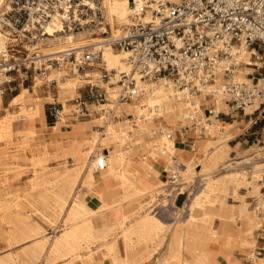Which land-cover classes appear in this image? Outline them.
I'll list each match as a JSON object with an SVG mask.
<instances>
[{"label": "bare ground", "instance_id": "obj_1", "mask_svg": "<svg viewBox=\"0 0 264 264\" xmlns=\"http://www.w3.org/2000/svg\"><path fill=\"white\" fill-rule=\"evenodd\" d=\"M85 1V3L95 8L96 3ZM100 1L101 9L105 16L104 24L109 26L108 31L113 36L121 35L124 26L130 23V16L135 10L133 0ZM139 1L140 0H134L136 4H138ZM3 3L4 0H0V8L3 6ZM46 29L53 37L49 38L47 41L45 46L49 48L45 49L44 53L51 56H57L59 52L63 51L64 48L69 45H76L82 48L98 43L100 39V41L103 39L102 36L99 38L101 33H94L96 30L101 32L99 28H93L94 31L89 28L79 33L68 32L56 35L55 32L61 29V24L55 20L49 23ZM9 39L7 33L3 31L0 25V49L6 45ZM255 52L260 57L258 51L256 50ZM235 54H237L239 60L247 61L246 63L250 65L253 64V62L250 61L251 51L245 45L241 46ZM126 58L127 53L124 51L116 52L112 48H105L103 50L102 60L106 68L110 71L126 70L128 68ZM262 63L263 62L257 60L254 65L256 64L261 67ZM56 65H49L48 71L39 78V81L45 80L48 82L56 80L58 90L60 91L56 99H61L66 108L65 98L73 93L76 86L78 84H87L93 80H89V76L84 74L75 76L72 73L73 77L68 78V81L64 82L62 79L69 75V70ZM253 72V68L247 67L246 70H239L236 73V78L250 82L251 78H247L246 75ZM93 73L94 71L92 70L91 72H87L88 75H92ZM0 75L3 76L2 73H0ZM261 84H263V80H261ZM141 85L146 90L144 97L137 102L124 103L122 105L126 113H132L134 115L133 120L125 118L123 121L112 122L107 126L104 132L96 130L90 137L84 138V143L78 139L79 134L73 132L74 137L71 139L72 143L69 146L67 155L76 159L77 163L73 166H67L62 173H56L53 179L43 180V182L50 181V183L53 184V194L51 195L49 193H39L35 195L34 191L37 189V186L41 184L40 182L38 183L37 178L36 183L30 187L31 191L25 196H22V199L27 201L30 208H32L28 216L23 214V208L19 202L9 203L4 201L0 204V210L3 211V216L0 219V236L7 242L8 247L7 250L0 253V264H102L104 259H109V264L140 263L144 260L141 257L143 249L145 250L144 247L155 241H158V244L162 245L165 238L164 232L170 227V224L163 222L154 214V209L147 211L152 205L146 207L143 212H139V215H136L133 209L128 210L125 208L127 202L141 198L153 191H157L156 193L159 196L164 195V197H167L169 195V193L163 189L168 183L163 184V182L158 180L159 172L154 168L153 161L165 164L164 167H166L168 171H173V173L174 171L179 172L180 175L178 176H180V178L184 176V180L186 179L187 181L196 177H202V180L205 181L204 184H206L205 188L208 189V191H202L194 198L190 197V203H187L186 206H184V204L182 205L184 206L183 212L187 211L189 213L188 218L183 222H178L173 228L171 236L168 235L170 236L168 253L165 254L166 256L161 262L159 261L160 264H168L169 259L172 258V261L174 258L177 261L181 260L182 264H191L183 257V251L184 249L193 250L188 244V242L191 243L190 240L193 237L196 239L204 238L203 236L193 233V228L198 226L196 224V214L198 213L197 215L202 217L200 218V223L206 225L212 217L211 213L206 210L210 205L211 194L216 190H220L222 185L227 182H231L236 188H241L245 182L246 171L242 168L224 172L220 177L212 178L210 177L212 172H209L211 169L210 162L202 169L205 173H201L202 170L196 171L190 161L185 158H180V154L183 153L184 150L177 148L175 146L176 140L169 138L167 133L163 136H159L160 142L166 145L168 151L177 152V160L174 162L171 156L169 159H164V162H162L161 159L163 157L156 153L157 148L155 146L158 142L151 139L153 138L151 133L154 132L153 128L156 125L155 119L159 122L168 124L172 129L171 132L175 134L174 130L176 128L179 129L183 127L185 123L190 122L191 113L194 111L196 113L198 111H204L201 105L205 99L203 98L202 100L200 97L192 96L187 90L175 89L174 85L169 80H162L158 83L144 81ZM22 89V92L15 96L10 104V108L18 106V110L10 111L8 110L9 108H6L8 112L0 121L1 141L2 138L4 139V137H7L8 139V136L10 137L11 134L16 132V130L12 129L14 123L19 121L32 122L36 118L43 117L42 103L37 101L28 103V90L24 87ZM208 102L209 101H206V103ZM214 103L215 115L211 116V119L218 118L216 114L225 110L226 107L228 108L225 100L220 97L216 98ZM1 106L2 96L0 91V108ZM64 107L61 115L57 119L58 122L55 124V127L58 129H62L66 124V122H64ZM257 107L258 103L247 107L246 113L254 111ZM158 129H163V131H165V128H163L161 124H159ZM229 130V123L219 119H213L211 121V134L208 135L210 137L198 138V140L195 141L194 151L198 149L203 150L205 152L203 160L214 156L218 157L224 164L228 161L226 150L229 149L230 145L228 142L232 139V137L228 136ZM18 132L25 134L26 137L38 135V131L34 128L23 129ZM145 134H148L150 138L147 139L144 136ZM126 139H129V141L131 140L135 148L133 147L132 149L130 146L124 148L123 146L126 144ZM98 142L105 146L102 149L109 150V154L106 156L108 159H103L102 152L97 153V158L95 160L93 158L91 159L94 150L90 149L89 145L92 144L93 146ZM112 146L114 147L113 149ZM134 149H137L138 153L133 154V157L130 158ZM141 151H143L142 153L144 155L146 153L150 154L152 159H150V161L146 160V158L142 161L136 159L134 156L137 154L139 155ZM163 151L165 150H162V152ZM137 160L139 161L137 162ZM252 163L253 166L250 168L251 171L259 173L264 170V158L255 159V157L232 162L224 165V168L232 164L234 166H240L242 164ZM98 171L100 172L98 173ZM138 174L140 176H138ZM188 174H191V176L185 178ZM82 175L84 181L91 186L98 180L103 179L108 188L107 193H112L116 189L110 188L109 185L118 182V186L122 188L123 192L116 198L117 201L115 202L104 201L103 195H96L100 203L97 207H91L85 199L86 195H79V190H76V185L80 178H82ZM260 175L259 173L258 176ZM144 180H149L150 183L154 185V189L146 186ZM186 182L184 181L182 184ZM159 183L162 184L158 185ZM171 184L174 185L173 182H171ZM49 198H54L55 204L50 205L48 203ZM182 206H177L176 209L179 210ZM49 207L50 211L48 212L46 209ZM108 213H113L116 216L115 222H110L108 220ZM40 215L48 218L47 221L53 223L54 226L55 218L52 217L61 215V221H59L62 225L61 232L59 234L46 232V228L33 218V216ZM102 216H106L105 221L102 219ZM4 224L8 225L7 228L3 227ZM217 231H221V229H217ZM228 238L230 239L231 235H229ZM120 240L124 244L123 254L120 253ZM205 243L207 246L212 244L207 240ZM20 247H23L24 250L19 253L13 252V248ZM140 247H143V249ZM103 248H105V251L102 252V258L97 261L96 254L98 251H102ZM204 257H207L206 252L198 257L197 261H206ZM258 264H260L259 261Z\"/></svg>", "mask_w": 264, "mask_h": 264}, {"label": "built area", "instance_id": "obj_2", "mask_svg": "<svg viewBox=\"0 0 264 264\" xmlns=\"http://www.w3.org/2000/svg\"><path fill=\"white\" fill-rule=\"evenodd\" d=\"M72 2L10 0L11 6L0 15V23L12 33H20L32 47L23 52L18 47L21 39L17 35L0 49V73L7 77L6 83H13L17 76L27 80L33 76L32 68L43 73L51 61L69 65L74 75H81L99 62L105 48H112L127 53L128 68H103L97 81L87 83L84 93L73 99L70 115L75 119L100 115L106 124L116 121L124 103L137 102L145 95L142 82L162 80L171 81L174 87L187 90L190 95L221 97L233 111L245 112L258 103L252 113L258 111L257 119H264V78L254 76L250 82L237 79L243 62L235 54L245 45L251 49V57L264 60V0H140L138 4L133 0L131 21L119 36L111 35L104 24L101 4L95 8L87 3L76 4L74 8ZM53 20L61 24L57 33L92 26L101 29L103 39L82 48L69 45L58 56L45 55L37 44L51 36L46 26ZM260 48L261 57L255 52ZM84 75L90 76L86 72ZM62 110L63 106L60 109L53 104L52 114L56 118ZM208 113L197 124L202 135L211 134L210 118L215 113L213 109H208ZM168 137L176 139L172 132ZM170 178L174 184L179 176L174 172Z\"/></svg>", "mask_w": 264, "mask_h": 264}, {"label": "rangeland", "instance_id": "obj_3", "mask_svg": "<svg viewBox=\"0 0 264 264\" xmlns=\"http://www.w3.org/2000/svg\"><path fill=\"white\" fill-rule=\"evenodd\" d=\"M87 1H92V2L94 1L96 4L98 3L99 5L101 4L100 0H87ZM85 2H86L85 0H73L72 3L74 8H76V4L82 5ZM10 6H11L10 0H4L3 6H1L0 8V10H2L0 11V15L3 13V11L9 9ZM55 21L59 22L58 20ZM1 26L3 31H5L8 37L10 38L7 41V43L13 42L15 36L19 35L21 39L19 41L20 43L19 42L16 43H19L18 47L23 52L26 51V48L30 49L32 47L31 46L32 44L29 43V41L26 38L22 37L20 33L14 34L8 31V29H6L5 27H3V25ZM89 28H91V30L94 31V29H92V26L86 27V29ZM82 31L81 30L76 31V33ZM94 33L100 34L101 32L96 30L94 31ZM55 34L60 35V34H65V32H60V33L56 32ZM101 36L102 34L99 35V38H101ZM51 37L53 36L48 37V39L46 40H41V42L37 44V48L40 50L41 53L45 54L44 50L49 48L45 45L47 44V41ZM66 48H64V50ZM114 50L116 52L121 51L117 49ZM257 51L261 57L263 54L262 53L263 48H260ZM257 60L259 62H263L261 67L258 65L260 67L259 70H257L256 66H254V63ZM241 61L243 62V64L239 67L238 71L246 70L247 67L254 69L253 74H251L250 76L246 75L247 78H252L254 76L260 79L264 78V60L257 59L255 58V56L252 57L250 56V61L253 62L252 65H247L246 63L247 61L246 62L243 60ZM55 63H56L55 61H51L48 62L47 64L49 65L57 64L56 66H60L62 68L69 70V75L65 76L62 79V81L67 82L68 78L73 77L72 70L69 65H61ZM103 68H106V66L101 57L99 62L94 67L88 68L86 71H84V73L91 72V70L94 71V73L90 75L88 79L93 80L95 82L97 81L99 75H101ZM47 69H44L43 73H45ZM30 72L32 73L33 76H30L27 80L22 81L17 76L16 80L10 84L5 82L6 79L4 74L3 76L0 75V91L3 99L2 107L0 109V118L4 117L7 114L8 110L10 111L18 110V106H14L12 108H9L8 110L6 108L9 107L10 100L15 95L22 92L23 90L22 88L24 86L34 93V94L32 93L33 95H30L28 92V99H29L28 103H33L36 101L44 103L43 109H44L46 124L48 123V126H51V124L55 125L56 121H58L57 120L58 118H56L52 114L53 104H55L56 107L60 109L64 105V102L61 99L54 98L58 96V91H59L57 87V81L53 80L50 83H48L45 80L39 81V78L42 76L41 75L42 73L34 72L33 68L31 69ZM255 81H257V79ZM86 85L87 84L85 83L78 84L74 89L73 93L71 95L69 94L65 98L66 99L65 103L67 107L66 108L64 107L65 110L64 122H66V124L62 127L64 132H61L62 129L57 130L58 132L62 133L59 134L62 136L61 138H56L54 137V135H49V133L53 131L49 127L44 129L45 131L44 133L38 132V135L32 137L29 136L26 137L25 134L17 132L18 126H21L24 123V121H22V122H16L14 123V126H12V129L16 130L15 133L11 134L10 137L8 136V139L7 137H4V139L2 138V141L0 140V201H1L0 204H2V202L4 201L9 203L19 202V204L23 208L22 209L23 214L28 216V213L32 211V208H30L29 203L27 201L22 199V196H25L28 192L31 191L30 187L36 183L37 178H38V183L40 182L41 184L38 185L37 189L34 191L35 195L39 193H49L50 195L53 194V188H52L53 184H51L50 181L43 182V180L53 179L56 173L58 174L62 173V171L65 168H67V166L69 165L73 166L75 163H77L76 159L71 158L69 155H67L72 140L68 139V137L65 136L69 134L70 129H72L73 123L87 122L86 124L89 126V128L86 131L79 134L78 137V139L84 143V138L90 137L93 134V132L96 130L100 132H104L107 126L112 122L123 121L125 118L133 120L134 115L132 113H126L123 107H122L121 117L118 120L111 121L108 124L104 123V120L100 117V115H94L93 117L84 118V119H75L72 115H70L71 110L74 108L73 99L76 98L81 92L84 93L86 89L85 88ZM33 86H35V88ZM175 89L183 90L176 87ZM49 91L54 95V97L47 99L46 95H48ZM111 95L112 93H110L109 98L113 97V95L112 96ZM192 96L200 97L202 98V100L203 98L205 99L201 105L202 110L204 111L203 112L198 111L197 113L194 111L193 113H191L192 116L189 123H185L183 127L179 129L176 128L174 130L175 132L174 135L176 137L175 146L179 149L184 150V152L180 154V158L191 159L194 157V155L197 152L196 158L191 162L193 164V167H195L196 171H200L203 169L204 166H206L210 162L209 164L211 169L209 170V172H212L210 174V177L212 178H218L224 172L234 171L242 168H244V171L246 172H245V182L241 188H236L231 182H227L222 185L220 190H216L213 194H211L210 203H209L210 205L206 208V210H208L211 213L212 217L210 218L209 222L206 225L200 223L201 220L200 218L202 217L197 215L198 213L197 214L195 213L197 216L196 224L198 226L193 228V233L203 236L204 238L196 239L193 237L190 240L191 243L188 242L189 246L192 247L193 252L191 250L184 249L183 257L186 258V260L191 264H203V263L204 264H224V263L225 264H255V263L258 264V261L260 262V264H263V260H257L256 256H260V257L264 256V170L262 172H259L261 175L258 176L259 173L251 171L250 169L253 166V163L242 164L240 166H234L232 164L226 168H224V165L230 164L235 161H242L250 157H255V159L264 158V119L263 120L257 119L259 117L258 111L255 113H252L253 111L248 113H246V111L245 112L233 111L232 109H230L228 105V108L226 107L225 110L220 112L218 118H213L214 120L219 119L230 124V130L228 132V136L232 137V139L229 140L228 143L230 147L229 149L226 150L228 154V161L223 164V162L220 161L218 157H214V156L210 157L209 159L206 158L203 160V158L205 157V152L201 149L194 151L195 141L198 140V138H207L210 136L202 135L199 132L200 127L197 126V124L200 121H202L203 118L209 116L208 109H213V110L215 109V103H214L215 99L214 97L204 96V95L202 96L192 95ZM206 101L209 102L206 103ZM213 119L210 118L211 121ZM155 120H156L155 121L156 125L153 128L154 132L151 131L152 132L151 135L153 136V138L151 139L156 140L158 142L155 146L157 148L156 153L158 155L160 154L163 156H167L165 159H169L172 156V160L176 162L177 152L168 151L166 145L161 144L159 137L165 135L166 133L168 134L169 132L172 131V129L171 127L168 126V124L159 122L157 121V119ZM39 121L40 119L36 118L35 120H33V123L37 122L38 125ZM159 124H161V126L165 128V131L163 133L159 132L158 129ZM66 130L69 131L66 132ZM155 131L157 134L155 133ZM144 136L147 139L150 138L148 134H145ZM133 144L134 143L131 142V140L129 141V139L128 140L126 139V144L123 147L126 148L130 146V148L133 149L134 147ZM104 147L105 146L102 145L100 142H98L96 145L93 146L92 144H90L89 148L94 150L91 159L93 158L95 160L97 158L96 155L98 152L100 153L102 152L101 153L102 156H104L105 154L108 155L109 150L102 149ZM26 148L28 151L26 150ZM113 148L114 147L112 146V149ZM162 150H165L166 154L163 153ZM142 152L143 151H141L139 155L137 154L134 157L141 161L144 160V158H146V160L149 161L150 159H152V157H150V154L146 153L144 155ZM136 153H138V150L134 149L132 152V156H130V158H132L133 154ZM26 154L30 155L31 158L28 159L26 157ZM139 160H137V162ZM161 161L164 162V158H162ZM152 163L154 165V168L159 172L158 180L163 182V184L168 183V185L163 189H165L167 193H169V195L167 197L166 196L164 197V195L159 196L156 193L157 191H153L144 195L141 198L127 202L125 204V208H127L128 210L133 209V212H135L136 215H139L138 214L139 212H143L146 207L152 205L147 211H150V209H154V214H156L163 222L170 224V227L166 232H164L165 238L162 245H159L158 244L159 242L155 241L153 243L148 244V246L144 247L145 250L143 249V247H140L141 249H143V253L141 257L144 260H142L140 263L137 264H160L161 260H163L164 257L166 256L165 254L168 253V243L173 228L178 224V222H183L188 218L189 213L187 211L183 212L184 206H186L187 203H190L189 200L190 197L194 198L202 191L204 192L208 191V189L205 188L206 184H204L205 181L202 180V177H196L194 179L187 181L186 179L184 180L183 178L184 176H182L181 178L179 176L178 182L172 185L170 176L173 173V171H168L166 167H164L165 164L161 162L153 161ZM99 172L100 171H98V173ZM202 172L204 171L202 170L201 173ZM176 173L180 175L179 172ZM138 176L140 175L138 174ZM190 176L191 174H188L185 176V178ZM184 181L187 182L182 184V182ZM79 183L80 182L78 181L77 184ZM144 183L149 188L154 189V185L150 183L149 180H144ZM161 184L162 183H159L158 185ZM109 187L116 188L112 192L113 198H115L112 199V201L115 202L117 201L116 198H118L120 194H122L123 190L121 187L118 186V182L111 183ZM79 189H81V191ZM76 190H79L78 193L79 195L81 194L84 195L85 193H87V195L85 194L86 197L89 196V194L95 195V192L92 189L90 190L85 186L82 187L81 185H78ZM181 196H183L182 200H181ZM48 203L50 205L55 204V199L49 198ZM183 204L184 206H182ZM229 204L236 205L233 213L231 210L232 208L229 206ZM242 204H244L246 211L243 210V212L240 213L239 206L237 205H242ZM177 206H182V208L177 210L176 209ZM46 210L49 212L50 207ZM2 216H3V211L0 210V219L2 218ZM33 218L36 219L44 228H46V232L52 234H59L62 230V225L59 222L61 221V215L52 217L55 218L54 219L55 226L53 225V223L47 221L48 218L43 217L42 215L33 216ZM102 219L105 221L106 216H102ZM7 226H8L7 224H4L3 227L7 228ZM217 229H221V231H217ZM230 231H232L233 236L231 235V238L229 239L228 236L230 234L226 232H230ZM206 240L211 242L212 244L207 246L205 243ZM190 244H192L193 246ZM7 248H8L7 242L0 236V252L6 250ZM119 248H120V253L123 254L124 244L121 240L119 241ZM13 250L16 253H19L23 251L24 248L20 247ZM103 251H105V248H103L102 251L100 250L97 252L96 254L97 261H99L102 258L101 255ZM205 252L207 253V257H204V260L206 261L203 262L197 261L198 257L202 256V254ZM171 259H169L168 264H182L181 260L180 261L178 260L179 261L178 262L174 258L172 261ZM109 263H110L109 259H104L102 262V264H109Z\"/></svg>", "mask_w": 264, "mask_h": 264}, {"label": "crops", "instance_id": "obj_4", "mask_svg": "<svg viewBox=\"0 0 264 264\" xmlns=\"http://www.w3.org/2000/svg\"><path fill=\"white\" fill-rule=\"evenodd\" d=\"M47 71H48V69H47ZM46 71V72H47ZM45 72V73H46ZM44 73H42L41 75H43ZM5 79H7L6 77H5ZM53 80H51V81H48V83H50V82H52ZM56 81V80H55ZM2 82V81H1ZM3 83V82H2ZM24 87V86H23ZM34 88H35V86H33ZM33 87H32V89H33ZM49 87V86H48ZM24 88H26L27 90H28V92H29V94L30 95H33L34 93L31 91V90H29L27 87H24ZM33 93V94H32ZM59 91H58V96H59ZM20 94V93H19ZM19 94H17V95H19ZM17 95H15V96H17ZM2 96V95H1ZM14 96V97H15ZM50 96H53L54 97V95L52 94V93H50V91L48 92V95H46V98L47 99H50L51 97ZM57 96V97H58ZM13 97V98H14ZM57 97H54V98H57ZM13 98L10 100V103H9V107H7V108H10V104H11V101L13 100ZM2 102H3V99H2ZM44 103H42V105H43ZM2 107V106H1ZM63 107H64V105H63ZM12 108V107H11ZM1 109V108H0ZM1 118H3V117H1ZM1 118H0V120H1ZM40 119V121H39V123H38V125H37V122H34L33 123V121L32 122H29V121H24V123H23V125H21V126H18V129H17V132L18 131H22L23 129H35L36 131H38L39 133H44L45 131H44V129H46V128H51L53 131H51L50 133H49V135H54V137H56V138H61L62 136L61 135H59V134H62L61 132H64L63 131V129H62V131L61 132H58L57 130H58V128L57 127H55V125H53V124H51V126H48V123L46 124V120H45V115H44V109H43V117L42 118H39ZM19 122H22V121H19ZM42 122V123H41ZM56 122H58V121H56ZM77 122V121H76ZM87 122H79V123H73L72 124V129H70V132H69V134L68 135H65L66 137H68V139H72L73 137H74V133L73 132H76L77 134H81L82 132H84V131H86L88 128H89V126L86 124ZM22 129V130H21ZM69 130H66V132H68ZM232 147V146H231ZM163 153H165L166 154V152L165 151H163ZM192 153V152H191ZM164 154V155H165ZM164 159L167 157V156H163V155H161ZM26 157L28 158V159H30L31 158V156L30 155H28V154H26ZM196 158V154L194 155V157L193 158H191V159H187L188 161H190V162H192L194 159ZM104 175V174H103ZM81 180V181H80ZM79 180V184H77L76 185V189H77V187H78V185H81L82 187H87L88 189H92L94 192H95V195H103V200L104 201H108V202H112V199H113V195H112V193H107V191H108V188H107V185L105 184V182H104V180L103 179H100V180H98L97 182H95V183H93V185L91 186L89 183H87L86 181H84V179H83V177L81 178ZM80 191H81V189H79ZM105 192V193H104ZM86 195H87V193H85ZM95 195H90L89 194V196H85L86 198V200H87V202L89 203V205L91 206V207H97V205L100 203V200H99V198L97 197V196H95ZM229 206L232 208L231 210H232V213L234 212V208H235V206L236 205H234V204H229ZM237 206H239V212L240 213H242L243 212V210H245L246 208H245V206H244V204H242V205H237ZM246 211V210H245ZM107 217H108V220L110 221V222H115L116 220V216L113 214V213H108L107 214ZM233 230V229H232ZM226 233H228V234H230V235H232V231H230V232H226ZM233 236V235H232ZM13 249H16V248H13ZM7 250V249H6ZM5 251V250H4ZM3 252V251H2ZM13 252H15L14 250H13ZM1 253V252H0ZM257 258V260H263V264H264V256H257L256 257ZM256 264V263H255Z\"/></svg>", "mask_w": 264, "mask_h": 264}, {"label": "water", "instance_id": "obj_5", "mask_svg": "<svg viewBox=\"0 0 264 264\" xmlns=\"http://www.w3.org/2000/svg\"><path fill=\"white\" fill-rule=\"evenodd\" d=\"M183 199V196H181V200ZM181 202V201H180Z\"/></svg>", "mask_w": 264, "mask_h": 264}]
</instances>
